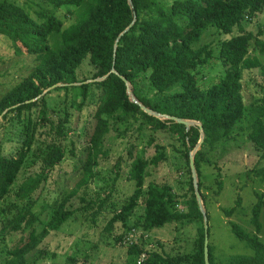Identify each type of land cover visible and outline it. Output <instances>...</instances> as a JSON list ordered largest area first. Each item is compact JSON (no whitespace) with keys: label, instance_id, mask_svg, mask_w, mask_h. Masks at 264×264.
I'll list each match as a JSON object with an SVG mask.
<instances>
[{"label":"trees","instance_id":"trees-1","mask_svg":"<svg viewBox=\"0 0 264 264\" xmlns=\"http://www.w3.org/2000/svg\"><path fill=\"white\" fill-rule=\"evenodd\" d=\"M36 6L38 10L31 5L22 6L16 0L0 1V36L12 43L16 53L22 54L26 50L36 62L30 74L0 98V124L1 120L15 119L22 131L14 155H0V197L14 193L16 201L22 202V209L16 207L12 217H9L11 211L8 208L0 211V256L12 257L6 264H26L27 253L36 249L31 241L36 239L34 229L40 218L32 210L35 205L33 195L48 181V173L55 170L69 151L72 114L67 109L64 116L54 119L45 95L42 96L45 90L62 84L63 87L55 89L66 93L74 91L78 110H82L89 94L100 92L96 96L99 101L95 114L97 136L90 140L95 146L96 159L102 153L101 140L111 126L109 118L118 113L125 118L138 116L137 120L144 119L155 129H166L183 143L181 154L189 167L190 154L202 138V129L204 140L194 155L199 174L202 149L213 148L230 139L244 116L242 70L262 66L256 57L249 55L252 34L241 33L222 44L220 57L229 65L225 77L202 91L196 87L195 71L208 63L212 51L208 45L193 48V44L200 42L211 26L226 35L232 34L235 27L244 32L242 23L264 11V0H173L170 5L163 0H43ZM62 8H68V13L75 16V22L68 27H64L63 20L57 15ZM87 59L95 69L93 78L99 81L77 85V69ZM142 77H149L150 83ZM143 82L149 92L155 93L154 98L141 91ZM127 83L131 84L139 103L147 109L196 121L201 127L188 129L172 119L162 122L150 116L140 104L131 100ZM248 113L249 139L264 156V104L253 105ZM159 148L154 165L166 157L165 148ZM71 153L75 155L73 150ZM148 166L143 158L133 161L129 178L135 182V191L113 221L125 222L139 205ZM24 170H28L26 178L16 184ZM254 174L264 184V166L255 169ZM93 175L91 172L80 186L86 185ZM15 184L17 189L13 190ZM190 185L191 197L183 201L185 208L179 210L176 208L179 198L170 186L150 183L141 226L151 231L172 222H202L194 253L187 256L147 251L144 264H205L204 216L192 180ZM201 187L199 182L200 190ZM74 193L76 195V191ZM110 198L111 192L97 196L96 200L82 197L83 206L77 210L85 213L92 210L90 216L95 218ZM256 198L251 222L259 234L264 192L256 193ZM237 206H240V200ZM232 211L227 215L230 216ZM1 214H7L9 218L3 220ZM73 216L74 211L61 204L49 223L50 230H60ZM231 227L239 239L256 251L255 257L237 256L232 264L264 263V245L259 237L251 236L236 223H231ZM20 231H29V241L20 248L10 249L7 237ZM142 251L143 248L137 245L129 249L136 257ZM209 257L210 264H214L211 245Z\"/></svg>","mask_w":264,"mask_h":264},{"label":"rangeland","instance_id":"rangeland-1","mask_svg":"<svg viewBox=\"0 0 264 264\" xmlns=\"http://www.w3.org/2000/svg\"><path fill=\"white\" fill-rule=\"evenodd\" d=\"M163 1L170 5L173 0ZM16 2L22 6L31 5L38 10L36 3L42 4L43 0ZM68 10L62 8L57 13L63 20L64 27L75 22V16L71 12L69 14ZM242 28L244 32L235 27L232 34L226 35L211 26L200 42L193 44V48L208 45L212 51L208 63L200 65L195 71L196 87L202 91L208 90L225 77L229 65L220 57L222 44L241 33L252 34L253 38L248 46L249 55L256 57L262 65L260 68L242 70L244 116L239 120L230 139L213 148L202 149L199 174L197 169L193 172L191 164L190 167L186 164L181 154L183 143L166 129H155L153 124L146 123L144 119L137 120L138 116L125 118L121 113L109 118L111 126L101 140L102 153L96 159L95 146L90 140L94 135L97 136L95 114L99 101L96 96L100 92L97 90L94 94H89L82 110H78L73 99L74 91L66 93L64 90L55 89L63 87L62 84L43 92L42 96L45 95L54 119L64 116L67 109L72 114L71 141L68 142L67 157L55 170L48 173V181L33 195L35 205L32 210L40 220L34 229L37 233L36 239L30 240L37 247L27 253L26 264H140L141 255L148 254L147 251L191 256L202 222H172L151 231H146L141 226L146 190L150 183L160 187L170 186L179 198L176 208L182 210L185 208L183 201L191 197V180L195 194V184L199 186V182L202 183L199 191L201 196L204 195L202 203L209 222V245L213 248L214 264H232L237 256H256V251L233 233L231 223H236L251 236L257 235L264 245V212L260 217L262 230L259 234L251 222L252 208L257 200L256 193L264 192V184L255 177L254 170L264 166V156L249 139L251 129L248 113L253 105L264 104V11L252 20H245ZM35 64L34 56L27 54L26 50L22 54L16 53L12 43L0 36V98L28 76ZM94 73L95 69L87 59L77 69V85L99 81L93 78ZM142 78L150 83L149 77ZM145 82L140 84L141 91L149 98H154L155 93L149 92ZM127 86L131 100H138L131 84L127 83ZM148 110L147 114L162 122L170 119V116H157V112ZM192 126L200 127L201 123L189 120L188 129ZM21 137V127L15 119L1 120L0 155L13 156V150L19 147ZM150 140H153L151 145ZM159 146L165 148L166 157L154 165L153 160L160 152ZM200 148L198 145L191 154H196ZM71 150L75 155H72ZM139 157L149 164L142 198L125 222L113 221L130 202L135 191V182L129 177L133 161ZM90 170L94 175L86 185L80 186L91 173ZM27 174L28 170L22 171L16 184L22 182ZM16 184L12 187L13 190L17 189ZM110 192V201L102 208L99 216L91 217L92 210L86 213L77 210L83 206L82 197L96 200L97 196H106ZM13 194L0 197V211L8 208L11 211L9 217L16 212V207L22 209V202L16 201ZM238 200L240 206H237ZM61 204L65 209L74 211V216L60 230L52 231L49 223ZM230 211L232 213L228 216ZM1 217L3 220L9 218L7 214H1ZM128 236L131 241L127 240ZM28 241L29 231L14 232L7 237L10 249L20 248ZM135 245L144 250L138 257L129 253L130 247ZM10 260L12 257L0 256V264H6Z\"/></svg>","mask_w":264,"mask_h":264},{"label":"water","instance_id":"water-1","mask_svg":"<svg viewBox=\"0 0 264 264\" xmlns=\"http://www.w3.org/2000/svg\"><path fill=\"white\" fill-rule=\"evenodd\" d=\"M132 101L135 102V103H137V104H140L139 101L136 100V99H134ZM141 108L145 112H149V110L146 107H144L143 105H141ZM156 114H157V116H160V114H158V113H156ZM168 118L176 121L177 123H180V124L185 125L187 128L189 127V120L179 119V118H176V117H168ZM201 132H202V138H201V140H200V142L198 144L199 146H201V144H202V142L204 140V133H203L202 129H201ZM194 155L195 154H191V160H190V164H191V168H192L193 172L196 170L195 161H194ZM195 188H196L197 201H198L200 210H201V212L203 213V216H204V229H205L204 255H205V264H210V257H209V234H208V231H209V222H208V217H207V215H206V213L204 211V208H203L202 196H201V192L199 191V186H198L197 183L195 184Z\"/></svg>","mask_w":264,"mask_h":264},{"label":"built area","instance_id":"built-area-1","mask_svg":"<svg viewBox=\"0 0 264 264\" xmlns=\"http://www.w3.org/2000/svg\"><path fill=\"white\" fill-rule=\"evenodd\" d=\"M127 240L128 241H131V238L128 236L127 237ZM147 258H148V254L147 253H143L142 255H141V257H140V264H144L145 262H146V260H147Z\"/></svg>","mask_w":264,"mask_h":264}]
</instances>
